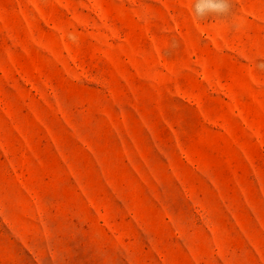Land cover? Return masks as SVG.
Listing matches in <instances>:
<instances>
[{
    "label": "rangeland",
    "instance_id": "rangeland-1",
    "mask_svg": "<svg viewBox=\"0 0 264 264\" xmlns=\"http://www.w3.org/2000/svg\"><path fill=\"white\" fill-rule=\"evenodd\" d=\"M0 0V264H264V0Z\"/></svg>",
    "mask_w": 264,
    "mask_h": 264
},
{
    "label": "clouds",
    "instance_id": "clouds-1",
    "mask_svg": "<svg viewBox=\"0 0 264 264\" xmlns=\"http://www.w3.org/2000/svg\"><path fill=\"white\" fill-rule=\"evenodd\" d=\"M192 14L197 20L228 17L232 14V0H194Z\"/></svg>",
    "mask_w": 264,
    "mask_h": 264
}]
</instances>
